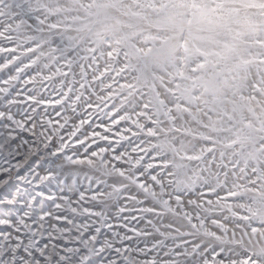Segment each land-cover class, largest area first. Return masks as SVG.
<instances>
[{"label": "snow or ice", "instance_id": "snow-or-ice-1", "mask_svg": "<svg viewBox=\"0 0 264 264\" xmlns=\"http://www.w3.org/2000/svg\"><path fill=\"white\" fill-rule=\"evenodd\" d=\"M34 43L0 20V264H237L95 60Z\"/></svg>", "mask_w": 264, "mask_h": 264}, {"label": "rangeland", "instance_id": "rangeland-1", "mask_svg": "<svg viewBox=\"0 0 264 264\" xmlns=\"http://www.w3.org/2000/svg\"><path fill=\"white\" fill-rule=\"evenodd\" d=\"M15 4L4 0L0 20L33 48L100 66L168 182L203 193L188 209L201 230L222 228L237 264H264V0H26L35 33L11 18ZM102 18L120 20L123 42L97 32Z\"/></svg>", "mask_w": 264, "mask_h": 264}, {"label": "clouds", "instance_id": "clouds-1", "mask_svg": "<svg viewBox=\"0 0 264 264\" xmlns=\"http://www.w3.org/2000/svg\"><path fill=\"white\" fill-rule=\"evenodd\" d=\"M97 32L107 34L112 37L114 42H123L124 34L121 30V22L119 19H101L98 22ZM103 39V37H101ZM174 41L171 38V34L165 35L162 38V42L156 50V55L160 58H165L171 52L174 46ZM224 91V86H221V92Z\"/></svg>", "mask_w": 264, "mask_h": 264}, {"label": "bare ground", "instance_id": "bare-ground-1", "mask_svg": "<svg viewBox=\"0 0 264 264\" xmlns=\"http://www.w3.org/2000/svg\"><path fill=\"white\" fill-rule=\"evenodd\" d=\"M232 39H233V38H232ZM224 42H225V41H224ZM226 42H227V41H226ZM228 43H229V41H228ZM231 49H232V48H231ZM247 50H248V49H247ZM239 52H240V51H239ZM242 52H243V51H241V54H242ZM246 53H247V52H246ZM209 56H210V55H209ZM214 57H215V56H214ZM224 57H225V56H224ZM224 57H223V58H224ZM248 57H249V56H248ZM249 58H251V57H249ZM249 58H248V59H249ZM211 59H212V58H211ZM228 59H229V58H228ZM215 61H216V60H215ZM236 62H237V61H236ZM234 64H235V63H234ZM248 67H249V66H248ZM213 70H214V69H213ZM213 70H211V71H213ZM199 73H200V72H199ZM205 77H206V75H205ZM228 78H229V77H228ZM262 104H263V103H262Z\"/></svg>", "mask_w": 264, "mask_h": 264}]
</instances>
